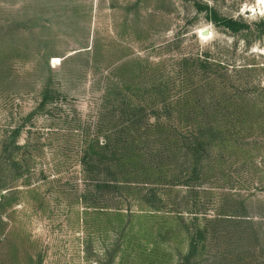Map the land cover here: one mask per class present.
<instances>
[{
  "label": "rangeland",
  "instance_id": "rangeland-1",
  "mask_svg": "<svg viewBox=\"0 0 264 264\" xmlns=\"http://www.w3.org/2000/svg\"><path fill=\"white\" fill-rule=\"evenodd\" d=\"M257 1L0 0V264H264Z\"/></svg>",
  "mask_w": 264,
  "mask_h": 264
},
{
  "label": "trees",
  "instance_id": "trees-1",
  "mask_svg": "<svg viewBox=\"0 0 264 264\" xmlns=\"http://www.w3.org/2000/svg\"><path fill=\"white\" fill-rule=\"evenodd\" d=\"M212 22H214L215 24H220L221 23L220 25L223 28H225V29H227V30H229L231 32H238V31L242 30L241 29V25L238 22H236V21L226 20V19L219 20L218 18H216V19L213 18ZM204 64L209 66L208 62H206ZM203 67H205V66L203 65ZM205 68H207V67H205ZM154 128L155 129L153 131H155V130L158 131V129H160V127L158 125H154ZM6 133H8V137L7 138H9V137L11 138L9 144H5L4 143V139H1L3 137V134H4V137H5V134ZM18 134H19V130L18 129H15L13 131H4V132L0 131V145L3 142V145H2L3 146V152L2 153H5L6 154V153H8V149H12V150H16V151H21V153L23 154V156H21V158L18 161L10 160L9 158H7V159H0V165L8 166L10 168V170L13 171L14 174H16V177H18L16 179H19L22 174L24 175L25 173H27L29 171V161L26 160V156L25 155L27 153H29V150H30V146L28 144H23L21 146H19V145L16 144L15 140H16V137L18 136ZM182 138H188V137L187 136H182ZM206 138H208V137H206ZM193 139H194L195 142L194 143H188V144H190V146H192L193 144H197V145H199V148H200L202 145H204L202 142H200L198 140V138H193ZM14 142H15V145H14ZM37 148H38L37 146H34L33 149L35 150ZM86 148H87L86 154H88V150L90 151V150H92L94 148H96V149H98V150H100L102 152H108L109 151V145L108 144L101 145V146L91 145V146H88ZM25 150H28V152L25 151ZM112 157L114 159V154H112ZM101 158H103V157H101ZM87 159H88V156H87ZM93 160L97 164H99L101 162V160L99 158L93 159ZM84 163L85 164H88L89 162H83V165H82L83 168H84L83 169V172L86 173V166H84L85 165ZM115 167H117V166H115ZM24 183H26V182H24ZM120 183H122V182H120V181H112V182H109V183H106V184L100 183L99 185H97V187L98 188H105V187H108L109 185H115V184L118 185ZM7 185L8 184H4L1 187H4L5 188V186H7ZM117 185H115V186H117ZM116 213H118V212L116 211Z\"/></svg>",
  "mask_w": 264,
  "mask_h": 264
},
{
  "label": "bare ground",
  "instance_id": "bare-ground-1",
  "mask_svg": "<svg viewBox=\"0 0 264 264\" xmlns=\"http://www.w3.org/2000/svg\"><path fill=\"white\" fill-rule=\"evenodd\" d=\"M258 9L259 10V12H260V14L261 13H264V0H258L256 3H255V6L253 7V9ZM258 13V12H257ZM201 32H202V30L201 31H199V36H200V38H202V39H206L208 36H209V32L206 34V35H202L201 34Z\"/></svg>",
  "mask_w": 264,
  "mask_h": 264
},
{
  "label": "water",
  "instance_id": "water-1",
  "mask_svg": "<svg viewBox=\"0 0 264 264\" xmlns=\"http://www.w3.org/2000/svg\"><path fill=\"white\" fill-rule=\"evenodd\" d=\"M201 34H202V35H206V34H207V31H206V30H203V31L201 32Z\"/></svg>",
  "mask_w": 264,
  "mask_h": 264
}]
</instances>
